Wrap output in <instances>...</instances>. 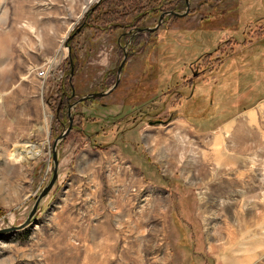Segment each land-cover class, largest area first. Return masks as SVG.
<instances>
[{
  "label": "rangeland",
  "instance_id": "374dc122",
  "mask_svg": "<svg viewBox=\"0 0 264 264\" xmlns=\"http://www.w3.org/2000/svg\"><path fill=\"white\" fill-rule=\"evenodd\" d=\"M82 2L0 0V230L27 219L72 119L55 147L56 180L31 222L0 237V264H264V101L241 111L257 123L225 129L242 126L236 139L170 122L186 99L201 113L206 74L195 75L192 96L186 86L200 53L218 45L215 67L236 49L264 54V0H189L187 15L164 16L152 32H131L155 28L158 15L133 22L149 0L104 3L70 59L68 36L101 0ZM118 41L133 53L117 87L69 112L113 85Z\"/></svg>",
  "mask_w": 264,
  "mask_h": 264
},
{
  "label": "crops",
  "instance_id": "0c3cea01",
  "mask_svg": "<svg viewBox=\"0 0 264 264\" xmlns=\"http://www.w3.org/2000/svg\"><path fill=\"white\" fill-rule=\"evenodd\" d=\"M91 1L83 0L80 10L85 9ZM247 48L249 47L246 46L244 49ZM221 65L223 66L222 69ZM221 65L209 73L210 76L208 73H206V77L201 76V80L204 83H208V81L210 83L200 87L201 95L207 98L200 103L202 105L199 110V112L201 111L199 116L197 115L198 112H195L196 118L192 116L193 111L191 109L188 110L191 104L189 102L192 101L191 99H186L184 102L186 109L184 117L172 118L170 122L172 120H180L197 134L216 133L219 137L229 136L234 139L239 137L243 130L248 129L249 124L257 123L260 115L257 113L251 114V108L241 111L244 107L254 106L256 108L264 101V54L258 52L248 55L245 50L238 51L236 49ZM230 68L235 70L228 72L227 70ZM240 90H243L242 94H240ZM192 93L193 90L191 96ZM168 105L169 103L166 106L168 107ZM164 115H167L165 111ZM193 119H195L193 121L195 123H192ZM236 123L245 125L243 128L240 126V130L237 133L233 132V134L230 132V135L224 133L225 129ZM246 123L249 124L246 125Z\"/></svg>",
  "mask_w": 264,
  "mask_h": 264
},
{
  "label": "trees",
  "instance_id": "16d2710c",
  "mask_svg": "<svg viewBox=\"0 0 264 264\" xmlns=\"http://www.w3.org/2000/svg\"><path fill=\"white\" fill-rule=\"evenodd\" d=\"M118 0H101V3L96 5V6H93L91 10H89V12L86 14V16L83 18V20L81 21V25H80V30L90 26V22H95L99 19V13H101V9H100V6L104 3H114ZM149 6L152 5L151 7H147V9H144V12H142L141 14L137 13V17H135V19L133 20V22H139V19L142 18V16H145V15H158L159 13L163 12L164 9H161V6L162 5H169L170 8L168 9H172V10H177L178 8H185V2L184 0H149ZM141 12V11H140ZM105 12H102L101 15H103ZM116 15V14H115ZM122 16V15H121ZM126 16V15H125ZM119 19V18H118ZM103 21V19H102ZM116 21V20H115ZM137 24V23H136ZM113 28L115 30H119V29H122L123 28V25L122 24H114ZM79 30V31H80ZM221 31H218L217 33H220ZM222 34V33H221ZM233 37V36H232ZM76 35H72V37H70L67 41V45L68 47L70 48V54H69V58L71 59L72 58V54L74 53L75 51V44H76ZM171 40V39H170ZM231 40L233 41H236L234 38H231ZM173 41V40H172ZM189 40L186 39V43L188 42ZM227 42V41H226ZM193 44V42L191 43H188V45L184 44V45H181L182 47V51L184 53H186V49L189 47V45ZM220 44V43H219ZM218 48V45L216 46V48L214 50H209V51H203L202 53L199 54V56H197L193 61L190 62V64H188V69L191 73V76L192 78L189 80L187 79V83H186V86L189 88V90L192 89V85L195 84V79L196 77L198 76H195V75H198L200 73V75H204L206 73H211L213 70H216V67L215 65L213 64L214 61H217L215 59H211V53L213 51H215L216 49ZM201 62H205L206 65H203L202 67H200V63ZM212 63V64H211ZM165 72V71H164ZM172 74L174 75H184V70H181V69H174L173 71H171ZM182 78H184V76H182ZM201 78V76H200ZM201 80V79H200ZM183 81L185 82V78L183 79ZM165 89V92L167 91V93H165L166 95L169 94L172 90L171 87H166ZM159 91V90H158ZM192 91V90H191ZM151 104L156 105L154 104V102H152ZM158 109V108H157ZM156 109V111H157ZM154 110V109H153ZM140 112V111H139ZM130 119V120H129ZM126 118V119H122L121 120V124L122 123H129V122H133L134 118H131L129 117ZM144 121V120H142ZM157 122V121H154V123ZM130 128H125V130H129ZM124 131V130H123Z\"/></svg>",
  "mask_w": 264,
  "mask_h": 264
},
{
  "label": "water",
  "instance_id": "95a60500",
  "mask_svg": "<svg viewBox=\"0 0 264 264\" xmlns=\"http://www.w3.org/2000/svg\"><path fill=\"white\" fill-rule=\"evenodd\" d=\"M185 3H186V8H185V11L183 13H180L179 14V13L174 12V11L163 12L159 16V20H158L155 28H142V29H137V31H139V32L140 31H148V32L153 31L154 29H156L159 26V24L161 23L163 17L165 15H167V14H172L174 16H185L187 14V12H188L189 1L188 0H185ZM79 30H80V27H77L76 30L74 31V33L72 35H75ZM72 35L71 36H68V38L69 37H72ZM125 59H126V54L124 53L122 60L120 61V63L117 66V70H116V80H115V82L113 83V85L108 90H106L104 92L90 93V94H87L86 96L80 97L75 102H73L71 105H69V107H68L69 112H70V109L72 107H74L76 104L81 103V102H83L85 100L94 99V98H98V97H103V96L109 95L117 87V85L119 83V76H120V73H121L123 64L125 62ZM70 75L72 76V72L70 73ZM71 127H72V119H71V117H69L68 118V127L66 128V130L62 134H60L59 136H57L56 139L53 141V146H52L53 169H52L51 179H50L49 183L47 184V186H45V188L42 190V192L37 197L36 202H35L32 210H31V212L29 213L27 219L25 220L24 223H22V224H20L18 226H11L9 228H5V229L0 230V237H2L5 233L22 229V228H24L25 226H27L31 222V219H32L33 215L36 212V209H37V205H38L39 200L48 193V191L51 189V187L54 184V182L56 180V177H57L56 168H57L58 161H57L56 151H55L56 144H57V142L59 140L62 139V137H64L70 131Z\"/></svg>",
  "mask_w": 264,
  "mask_h": 264
},
{
  "label": "flooded vegetation",
  "instance_id": "af4514ba",
  "mask_svg": "<svg viewBox=\"0 0 264 264\" xmlns=\"http://www.w3.org/2000/svg\"><path fill=\"white\" fill-rule=\"evenodd\" d=\"M189 1V0H188ZM184 2H185V0H184ZM185 8H186V3H185ZM167 11H174V12H177V11H175V10H172V9H168V10H165V11H163V12H167ZM163 12H161V13H159L158 14V18H159V16L163 13ZM187 14H188V12H187ZM186 14V15H187ZM165 16H172V14H167V15H165ZM137 29L138 28H136V27H134V28H132V31L131 32H135V31H137ZM157 29V28H156ZM152 32V31H151ZM129 38H132L131 40H130V43L132 44V42L134 43L135 42V39H133L134 38V35H132V34H130L129 35ZM118 43H119V41H118ZM125 44V43H124ZM120 45V43H119V46L121 47V50H122V53H123V55H124V53L126 54V59H125V62H124V64H123V67H122V70H123V68H124V66L126 65V60H127V58H128V56L131 54V53H133L132 51H129V50H127V47H126V44L125 45ZM138 46H140V44L138 43L137 45H136V47H138ZM122 58H123V56H122ZM120 63V62H119ZM118 66V65H117ZM117 66H116V68H115V71L117 70ZM122 70H121V72H122ZM121 74V73H120ZM110 95V94H109ZM107 96V95H106ZM158 123H166V121H161V120H158L157 121ZM156 122V123H157Z\"/></svg>",
  "mask_w": 264,
  "mask_h": 264
},
{
  "label": "built area",
  "instance_id": "2783aa9c",
  "mask_svg": "<svg viewBox=\"0 0 264 264\" xmlns=\"http://www.w3.org/2000/svg\"><path fill=\"white\" fill-rule=\"evenodd\" d=\"M37 76L40 78H43L44 77V71H42V70L38 71Z\"/></svg>",
  "mask_w": 264,
  "mask_h": 264
},
{
  "label": "bare ground",
  "instance_id": "6f19581e",
  "mask_svg": "<svg viewBox=\"0 0 264 264\" xmlns=\"http://www.w3.org/2000/svg\"><path fill=\"white\" fill-rule=\"evenodd\" d=\"M14 154H15V153H14ZM14 154H13V155H14ZM14 159H15V158H14Z\"/></svg>",
  "mask_w": 264,
  "mask_h": 264
}]
</instances>
